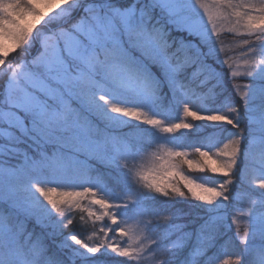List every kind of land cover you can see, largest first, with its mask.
Returning <instances> with one entry per match:
<instances>
[{"label":"snow or ice","instance_id":"6c2138e0","mask_svg":"<svg viewBox=\"0 0 264 264\" xmlns=\"http://www.w3.org/2000/svg\"><path fill=\"white\" fill-rule=\"evenodd\" d=\"M0 264H264V0H0Z\"/></svg>","mask_w":264,"mask_h":264},{"label":"trees","instance_id":"16d2710c","mask_svg":"<svg viewBox=\"0 0 264 264\" xmlns=\"http://www.w3.org/2000/svg\"><path fill=\"white\" fill-rule=\"evenodd\" d=\"M238 37L234 36L233 34H223L221 37H220V40L223 41L224 43V46H225V49H226V54L228 56H232V57H236L238 55V51L239 49L236 48V43L238 42ZM219 46V45H217ZM225 58V53H221V59H224ZM11 62V60H10ZM222 73L225 74V76H227V73H228V69L227 67H224L222 69H219ZM175 115L177 117H179L180 113L179 111H177L175 113ZM175 122V121H173ZM189 122H192V123H195V124H200L201 122L200 121H192L191 118H189ZM206 133H204L203 131H196V132H193V131H187V135H186V140L187 141H195V140H198L200 138V136L204 135ZM190 159H195L196 157L194 155L190 156L189 157ZM185 172L186 174H189V170L187 169V167L185 166ZM192 175H197L198 173H191ZM205 178H213V175L212 173H204L203 174ZM238 189L234 188L233 191H237ZM199 204L198 201H191V204H181V205H178V207H183L185 209L186 212H190V216L187 218L189 220L191 219H194L196 216L198 215H202V212L197 208V207H194V205H197ZM229 212H231V209H229ZM80 215L81 213L79 211H76L74 213V216H75V221L76 223H74L72 226H69L67 228H64L63 229V233L64 235H70V234H73V233H80L82 231L81 227H80ZM86 216V213L84 214ZM231 222V216L229 215V218H228V221L227 223H230ZM29 227L31 228V224L29 225ZM100 227V224L98 223L97 224V228ZM37 231H39V229H37ZM91 231H92V228H91V221H89L88 223V228H87V231H83V236L82 238H86L88 235L91 234ZM236 229H235V226L232 227L231 231L229 232V235H233L235 233ZM58 239H60V237H58ZM232 249L231 248H228L227 249V253H231ZM226 258L224 252L222 251L220 253V259H224Z\"/></svg>","mask_w":264,"mask_h":264},{"label":"rangeland","instance_id":"374dc122","mask_svg":"<svg viewBox=\"0 0 264 264\" xmlns=\"http://www.w3.org/2000/svg\"><path fill=\"white\" fill-rule=\"evenodd\" d=\"M215 39V38H214Z\"/></svg>","mask_w":264,"mask_h":264}]
</instances>
